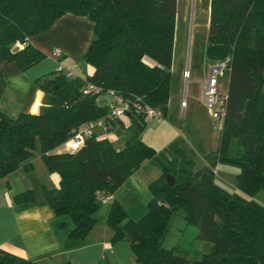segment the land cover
I'll return each instance as SVG.
<instances>
[{
  "label": "trees",
  "instance_id": "16d2710c",
  "mask_svg": "<svg viewBox=\"0 0 264 264\" xmlns=\"http://www.w3.org/2000/svg\"><path fill=\"white\" fill-rule=\"evenodd\" d=\"M176 8L177 0H0V62H14L21 72L46 58L29 39L60 17L72 14L93 24V39L83 55L93 68L90 75L50 71L34 81L44 95L37 113L15 118L0 113V180L20 167L29 171L38 148L47 171L59 178L56 188L42 190L44 202L55 217L71 221L70 238L83 239L96 224L98 197L112 196L153 160L161 174L147 185L145 215L129 220L113 200L106 218L112 241H128L136 264H264V207L252 200L264 192V0L209 1L205 57L211 64L226 63L227 101L217 149L205 156L206 165L182 163L140 139L116 149L96 133L75 152H55L82 124L107 115V104L97 101L103 94L82 93L86 83L126 99L139 97L165 116ZM127 117L144 128L141 116ZM219 163L238 169L237 192L217 184ZM13 200L19 209L37 203L33 191ZM178 211L187 225L197 227L199 240L211 243L199 259L163 247ZM0 264L31 263L0 250Z\"/></svg>",
  "mask_w": 264,
  "mask_h": 264
},
{
  "label": "crops",
  "instance_id": "0c3cea01",
  "mask_svg": "<svg viewBox=\"0 0 264 264\" xmlns=\"http://www.w3.org/2000/svg\"><path fill=\"white\" fill-rule=\"evenodd\" d=\"M92 31L93 25L87 19L66 14L47 31L29 39L32 46L46 55L41 62L25 72H21L14 62H0V113L11 118L21 113H37L44 103V95L35 87L34 81L59 67L67 69L66 63L72 58L83 60V55L93 39ZM55 49L61 51L60 59L53 56ZM79 50L81 52L77 54ZM92 72L93 68L86 64L84 70L80 69V74L69 73L84 78ZM104 104H107V98ZM117 126L125 129L123 118L114 127ZM96 134L105 136L107 133ZM124 144L116 149L123 148ZM217 144L218 140L214 148L204 154L203 166L206 165L205 156L213 153ZM168 151L171 154L173 152L180 162L189 160L187 151L181 147ZM55 152H64L63 145ZM30 163L29 171L20 167L0 180L1 251L31 264H136L128 241H112L114 233L106 225V218L113 200L122 205L129 198L137 201L136 195L141 194L151 181L160 176L161 171L155 161H145L112 195V199L102 204L105 207L102 216H96V224L83 239L68 236L72 229L71 221L67 217H55L42 197V190L56 188L59 178L50 175L39 154L33 156ZM25 191H33L37 203L19 209L13 199Z\"/></svg>",
  "mask_w": 264,
  "mask_h": 264
},
{
  "label": "rangeland",
  "instance_id": "374dc122",
  "mask_svg": "<svg viewBox=\"0 0 264 264\" xmlns=\"http://www.w3.org/2000/svg\"><path fill=\"white\" fill-rule=\"evenodd\" d=\"M209 1L177 0L171 81L166 114L163 119L148 118L143 129L130 121L127 116L122 117L125 129L117 126L105 135L115 148L120 147L126 141L136 139H141L157 151L165 149L174 151L175 148L181 147L182 150L187 151L188 161L196 167L203 166L204 154L214 148L221 130L220 125L215 126L203 100L204 84L207 80L208 69L212 65L205 57ZM80 52V50L77 51V54ZM145 60L151 63L149 59ZM66 64L67 69L65 70L72 74H80V69L84 70L86 65L83 60L74 58ZM226 88V77H220L219 90L223 92ZM97 101L99 104H104L106 97L101 95ZM37 149L33 156L39 153ZM172 155L174 156L173 152ZM237 172L236 167L219 163L215 180L225 190L237 192L235 188ZM50 175L58 177L56 174ZM136 198L137 201L132 198L126 199L123 202L124 205L119 202L127 219L134 221H138L146 213L147 203L150 200L148 189H143V192L137 194ZM252 200L264 207V192H259ZM104 209L105 207L99 202L95 216H102ZM182 216L181 211L174 212L172 215L168 232L163 240V247L166 249L177 247L187 253L190 258L199 259L209 252L211 243L199 240L197 227L187 225Z\"/></svg>",
  "mask_w": 264,
  "mask_h": 264
},
{
  "label": "built area",
  "instance_id": "2783aa9c",
  "mask_svg": "<svg viewBox=\"0 0 264 264\" xmlns=\"http://www.w3.org/2000/svg\"><path fill=\"white\" fill-rule=\"evenodd\" d=\"M61 54L59 49L53 51V56L56 58H59ZM59 69H61V67L57 70ZM68 75L70 76L71 73H68ZM223 76H227L226 63H213L208 69V76L203 89V100L215 126H222L225 115L227 89L223 92L219 90V78ZM82 93L84 95L103 94L107 98L108 112L103 118L82 124L74 132L73 136L63 145L65 152L77 151L83 146L84 141L95 133H109V131L113 129L112 123L114 121L129 114L141 116L145 121L148 118H164L161 110L148 106L144 103L143 99L139 97L126 99L114 90L102 92L100 87L90 83L85 84ZM214 174H216V168L214 169ZM98 199L101 204H106L112 199V196H99Z\"/></svg>",
  "mask_w": 264,
  "mask_h": 264
},
{
  "label": "water",
  "instance_id": "95a60500",
  "mask_svg": "<svg viewBox=\"0 0 264 264\" xmlns=\"http://www.w3.org/2000/svg\"><path fill=\"white\" fill-rule=\"evenodd\" d=\"M167 184L172 186L174 184V181L172 179V177L170 176H167ZM126 235V234H125ZM126 238H128V236L126 235Z\"/></svg>",
  "mask_w": 264,
  "mask_h": 264
}]
</instances>
